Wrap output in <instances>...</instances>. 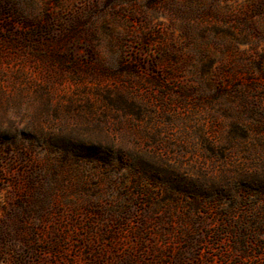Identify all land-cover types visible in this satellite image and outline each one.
<instances>
[{
    "label": "rangeland",
    "instance_id": "374dc122",
    "mask_svg": "<svg viewBox=\"0 0 264 264\" xmlns=\"http://www.w3.org/2000/svg\"><path fill=\"white\" fill-rule=\"evenodd\" d=\"M0 0V264H264V0Z\"/></svg>",
    "mask_w": 264,
    "mask_h": 264
},
{
    "label": "trees",
    "instance_id": "16d2710c",
    "mask_svg": "<svg viewBox=\"0 0 264 264\" xmlns=\"http://www.w3.org/2000/svg\"><path fill=\"white\" fill-rule=\"evenodd\" d=\"M255 2V0H253ZM254 2L252 4H254Z\"/></svg>",
    "mask_w": 264,
    "mask_h": 264
}]
</instances>
